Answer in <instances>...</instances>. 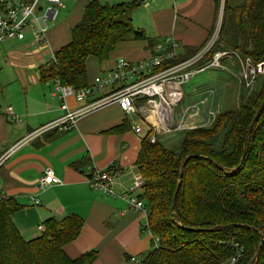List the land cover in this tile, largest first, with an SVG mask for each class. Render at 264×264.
<instances>
[{"label":"trees","instance_id":"obj_1","mask_svg":"<svg viewBox=\"0 0 264 264\" xmlns=\"http://www.w3.org/2000/svg\"><path fill=\"white\" fill-rule=\"evenodd\" d=\"M138 1L88 0L70 41L41 69L42 78L73 89L88 85L87 57L102 61L117 43L145 39L130 19ZM220 24L215 48L220 40L247 64H264V0H224ZM207 87L194 88L189 102L205 101ZM239 92L237 105L216 113L207 126L184 128L176 144L163 142L153 128L142 138L135 168L144 180L139 197L155 241L138 255L137 264H221L238 248L236 264H248L251 257L249 264H264V109L248 131L263 99L264 74L256 75L250 87L241 79ZM189 154L196 155L186 160L180 178L181 162ZM18 207L12 197H0V264H93L96 250L76 257L64 251L78 236L81 218H51L39 235L25 239L12 220Z\"/></svg>","mask_w":264,"mask_h":264},{"label":"crops","instance_id":"obj_2","mask_svg":"<svg viewBox=\"0 0 264 264\" xmlns=\"http://www.w3.org/2000/svg\"><path fill=\"white\" fill-rule=\"evenodd\" d=\"M87 1L60 0V10L44 42L37 41L30 30L21 39L0 42V155L31 130L64 114L60 99L51 95L54 81L42 78L41 69L70 41L71 28L81 19ZM104 1L113 4L134 0ZM222 16L221 0L138 1L130 19L145 39L117 43L102 61L87 57V84L111 70L118 58L148 59L157 44L168 47L166 40L177 43L180 54L193 53L221 23ZM183 95L186 97L185 91ZM66 101L70 108L78 106L73 95ZM177 114L173 112V118ZM11 115L17 120H11ZM148 122L154 125L141 110L126 114L113 103L80 116L72 128L53 129L24 141L0 164V197H12L18 204L12 220L21 236L34 238L49 219L75 215L82 219V226L78 236L64 246L69 257L96 250L93 264H137L138 255L149 250L155 240L144 228L145 215L130 208L120 194L129 191L134 177L140 174L135 160ZM136 126L141 129L139 133L134 130ZM162 127L163 133L154 127L161 137L176 131ZM111 164L121 172L112 181L115 197L91 188L87 181L89 165L105 169ZM46 167L53 170L59 182L39 189L38 179ZM140 193L137 190L134 194Z\"/></svg>","mask_w":264,"mask_h":264},{"label":"built area","instance_id":"obj_3","mask_svg":"<svg viewBox=\"0 0 264 264\" xmlns=\"http://www.w3.org/2000/svg\"><path fill=\"white\" fill-rule=\"evenodd\" d=\"M59 6L60 0H0V42L13 37L21 39L26 30H30L37 41L44 42L50 23L58 15ZM219 29L220 24L191 54L178 53L177 43L166 40L168 47H164L161 43L157 44L154 54L148 59L129 61L118 58L115 66L105 74L95 76L91 85L73 89L54 80L51 95L60 99V107L64 110V114L31 130L24 138L9 146L0 155V164L24 141L53 129L61 131L72 128L80 116L107 104H117L126 114L139 113L141 110L143 116L146 115L147 118L154 120L156 129L163 126L162 128L169 130V124L173 120V108L184 98V84L196 73L219 67L223 57L228 56L224 50L215 48ZM245 70L248 71L251 81L258 73H263L264 64L259 62L246 67ZM70 95H73L78 103L76 108H70L67 104L66 99ZM187 105L180 116L184 120L189 114V109H196L193 111L195 115L198 113L196 103ZM7 110L10 111L11 108ZM10 118L17 120L13 115ZM154 125L148 122V129H154ZM134 130L136 133L141 131L139 126ZM149 140L154 142L153 134L149 136ZM88 169L87 181L91 188L100 190L106 195L117 196L112 188L113 179L121 173L117 166L111 164L101 169L89 165ZM143 181L141 174H137L130 190L120 194V197L130 208L145 215L144 228L147 229V209L139 195L134 194L135 191L141 190ZM57 182L59 179L53 170L46 167L38 179L37 187L43 189ZM34 202L37 203L38 200L35 199ZM240 255L241 249L238 248L235 255L221 264H236Z\"/></svg>","mask_w":264,"mask_h":264},{"label":"rangeland","instance_id":"obj_4","mask_svg":"<svg viewBox=\"0 0 264 264\" xmlns=\"http://www.w3.org/2000/svg\"><path fill=\"white\" fill-rule=\"evenodd\" d=\"M221 1L224 3V0H221ZM100 2H105V1L100 0ZM59 10H60V8H59ZM218 48H219V50H224L225 52H227L228 53L227 55H230V53H232L234 51L235 55L233 57H235L236 59L232 60L231 58H229V59L226 58L225 59L226 63L222 62L219 67L206 69V70H203L199 73H196L184 84V91L186 92V97L183 98V101L181 103L174 106V108H173L174 112L178 113L177 114L178 117L173 118L172 123L169 124L170 129H172V128L173 129L177 128V129H176V131H174L172 133L166 132L167 135L161 137L163 142H167V143L171 142V143L176 144L180 140L181 130H183L184 128L194 127L196 125L207 126L208 124H210L212 122L216 113H218L224 109H228L232 105H237L238 100H239V93H240L239 89H240V80L241 79H244L245 87H247V86L250 87L252 84H254L255 78L250 81V78L248 76V71L245 70L246 67H248L250 65L247 64L245 61L241 60L240 53L237 52V50L234 48H231L228 46L226 47L224 45V42L221 43L220 40L218 42ZM247 61H248V59H247ZM228 74L233 76L234 78H232L230 80L229 79L225 80L224 76H227ZM258 74H260V73H258ZM263 74H264V70H263ZM199 86L200 87L201 86L202 87L208 86L207 87L208 90H206V92L209 95L207 97L208 99L207 98L205 99L206 103L201 104L199 102H194V103H196V106L198 107L197 115H195L193 112L196 109H194V108L189 109V114H187L185 116V120L182 122L179 121L180 119L182 120V118L180 116H181L183 110L186 108L187 103L189 102V100L187 99V96L190 95L189 92L192 93V90L195 87H199ZM263 96H264V93L261 97L264 98ZM134 124H136V123L134 122ZM158 130L160 132H162V130L160 128H158ZM158 135H160V134H158ZM171 143L168 146H171ZM251 258H248V261H247L248 264L251 261Z\"/></svg>","mask_w":264,"mask_h":264},{"label":"water","instance_id":"obj_5","mask_svg":"<svg viewBox=\"0 0 264 264\" xmlns=\"http://www.w3.org/2000/svg\"><path fill=\"white\" fill-rule=\"evenodd\" d=\"M263 109H264V98L262 99V101H261V103H260L258 109H257L256 112H255V115H254V117H253V119H252V122H251V124H250V126H249L248 131H250V129H251L253 123L258 119V117L260 116V114H261V112L263 111ZM247 147H248V141L246 140L245 145H244V151H243V155H242V160L244 159V156H245V154H246ZM194 155H195V154L187 155V156L182 160V162H181V167H180V178H181L182 170H183V168H184V165H185L186 160H187L189 157H192V156H194ZM262 242H263V238H262V235H261V241H260V244H259V246H258V249H257V251H256V253H255V258L258 256V253H259L260 247H261V245H262Z\"/></svg>","mask_w":264,"mask_h":264}]
</instances>
